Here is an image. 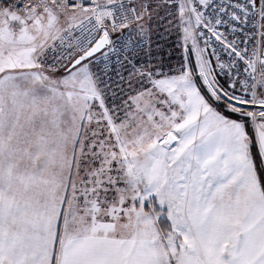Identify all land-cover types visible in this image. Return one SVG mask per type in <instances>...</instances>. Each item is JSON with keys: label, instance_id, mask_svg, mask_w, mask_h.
I'll use <instances>...</instances> for the list:
<instances>
[{"label": "snow or ice", "instance_id": "1", "mask_svg": "<svg viewBox=\"0 0 264 264\" xmlns=\"http://www.w3.org/2000/svg\"><path fill=\"white\" fill-rule=\"evenodd\" d=\"M0 264H264V0H0Z\"/></svg>", "mask_w": 264, "mask_h": 264}]
</instances>
